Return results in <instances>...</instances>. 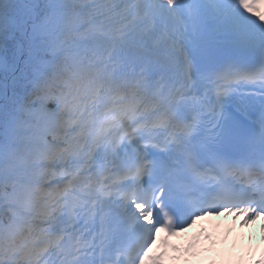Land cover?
<instances>
[{
  "label": "snow or ice",
  "instance_id": "snow-or-ice-1",
  "mask_svg": "<svg viewBox=\"0 0 264 264\" xmlns=\"http://www.w3.org/2000/svg\"><path fill=\"white\" fill-rule=\"evenodd\" d=\"M261 4L0 0V264H142L264 215Z\"/></svg>",
  "mask_w": 264,
  "mask_h": 264
},
{
  "label": "clouds",
  "instance_id": "clouds-1",
  "mask_svg": "<svg viewBox=\"0 0 264 264\" xmlns=\"http://www.w3.org/2000/svg\"><path fill=\"white\" fill-rule=\"evenodd\" d=\"M236 214L243 215V221L251 223L254 220L248 219L246 212H240ZM261 230H264V225H261ZM235 228V224L231 220H224L221 213L205 214L198 216L193 219L189 226L183 228L177 234H169L166 231H159L156 233V237L151 247L145 254L142 264H175L171 259L172 257L184 256L187 259L190 254H197L202 249H212L214 246L221 244L223 240L228 239L229 233L231 232V239H228V243L232 244L236 241L240 235V230L232 231ZM248 232L253 231L247 229ZM166 237V242L162 245L161 238ZM169 245H175V248ZM186 245V246H185ZM227 247V245H223ZM240 247V245H236ZM209 256L214 253H208ZM255 256V253H252ZM216 264H253L251 259L241 257L237 259L236 256L230 259L218 260ZM254 264H264V251L259 253L258 259L255 260Z\"/></svg>",
  "mask_w": 264,
  "mask_h": 264
},
{
  "label": "trees",
  "instance_id": "trees-1",
  "mask_svg": "<svg viewBox=\"0 0 264 264\" xmlns=\"http://www.w3.org/2000/svg\"><path fill=\"white\" fill-rule=\"evenodd\" d=\"M8 54H9L8 52L5 53L6 56H7Z\"/></svg>",
  "mask_w": 264,
  "mask_h": 264
}]
</instances>
